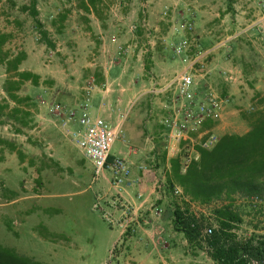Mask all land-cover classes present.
Listing matches in <instances>:
<instances>
[{
  "label": "rangeland",
  "instance_id": "374dc122",
  "mask_svg": "<svg viewBox=\"0 0 264 264\" xmlns=\"http://www.w3.org/2000/svg\"><path fill=\"white\" fill-rule=\"evenodd\" d=\"M36 1L54 46L30 14L32 0H0V104L8 105L0 110V244L46 264H121L131 256L129 237L119 241L116 216L131 211L123 189L113 186L109 172L95 178L92 162L69 137L55 105L76 109L90 97V111L98 116L96 95L110 89L113 104L102 117L116 122L124 114L125 138L138 149L132 133L142 128L166 148L163 121L174 94L151 89L189 69L198 95L232 101L245 88L247 101L225 109L234 126L227 133L244 134L251 114L264 105V0ZM5 55L22 56L20 70L39 76L37 84L24 81L15 91L23 99L17 103L6 91L15 72L7 71ZM231 75L239 76L235 84L227 79ZM122 142H116L114 154L124 148ZM145 152L149 158L142 161L151 165L152 151ZM166 175L162 186L171 209L188 210L202 227L201 240L184 250L187 260L169 257V264H215L206 231L218 227L214 211L227 201L191 202L167 188ZM235 209L241 220L232 223L231 237L264 239V201L240 197Z\"/></svg>",
  "mask_w": 264,
  "mask_h": 264
},
{
  "label": "trees",
  "instance_id": "16d2710c",
  "mask_svg": "<svg viewBox=\"0 0 264 264\" xmlns=\"http://www.w3.org/2000/svg\"><path fill=\"white\" fill-rule=\"evenodd\" d=\"M95 6V3H93ZM40 33L49 45V32L39 20L37 1L32 0L29 8ZM4 38L0 39V46ZM7 71L15 72L7 82L6 91L14 102L23 101L15 91L24 81L38 83L39 76L31 71H22L19 65L22 56L9 58L5 55ZM17 79V80H14ZM28 99V98H27ZM4 107L0 104V110ZM14 114L19 109L14 108ZM250 129L244 134L227 133L211 149H201L200 158L190 164L186 172L181 170L179 157L170 160V171L166 175V186L175 192L180 187L184 197L199 205H210L225 200L227 204L215 209L218 227L206 234L208 253L215 264H264V239L254 237L243 241L231 236L232 223L241 220L235 209L238 198H257L264 201V105L259 106L250 117ZM188 211V210H187ZM181 206L173 210V226L184 234L188 243L201 240L202 227L199 220ZM0 264H46L30 256L19 253L15 248L0 244Z\"/></svg>",
  "mask_w": 264,
  "mask_h": 264
},
{
  "label": "built area",
  "instance_id": "2783aa9c",
  "mask_svg": "<svg viewBox=\"0 0 264 264\" xmlns=\"http://www.w3.org/2000/svg\"><path fill=\"white\" fill-rule=\"evenodd\" d=\"M185 40L177 47V53L186 49ZM196 81L189 69H184L167 82L163 88H152L151 92H173L171 97L170 114L163 121L167 136L166 148L173 156L180 157L181 170L186 172L190 164L198 161L201 149H211L220 140V135L214 130L205 127L209 121L219 122L225 109L231 100L229 96H219L207 93L204 96L196 93ZM90 97L78 108L81 114H77L75 108L65 109L56 104L54 110L60 116L64 126L76 121L81 128L69 130L68 135L76 146L82 151L86 159L92 162L95 170V178L110 173V182L115 188L131 187L135 184L132 178V166L129 160L122 155L112 152L114 144L121 140L128 147L129 153H137L139 149L129 144L124 134L123 114L116 122L96 116L90 111ZM145 168V167H143ZM175 193L183 196L180 187H176ZM211 229L206 234L211 233Z\"/></svg>",
  "mask_w": 264,
  "mask_h": 264
},
{
  "label": "crops",
  "instance_id": "0c3cea01",
  "mask_svg": "<svg viewBox=\"0 0 264 264\" xmlns=\"http://www.w3.org/2000/svg\"><path fill=\"white\" fill-rule=\"evenodd\" d=\"M235 69L237 72L243 73V68L240 71H238V67ZM238 77L231 75L227 79L232 84H235L238 81ZM109 91L110 89H101V93L96 95V98H101L98 116L102 117V113L107 112L106 107L113 104L110 101L112 94ZM124 91L125 88L120 89V95H124ZM258 94L263 95L261 92H258ZM246 101L245 88L241 87L236 90V98L230 104L240 105ZM78 107L76 108L77 114L80 112ZM231 118L228 108L219 123L209 121L205 127L223 136L234 127L232 122H229ZM68 126L71 130H79L81 128L76 121L69 122ZM124 126L129 130V123L127 124L124 121ZM143 129L141 131L137 130L134 134L132 133V136L135 135V143L139 145L137 153H129L127 145L123 142L124 148L117 153V155L125 156L129 160L132 166V178L135 182L133 186L123 188L126 208L131 211L125 216H123V212H120L121 216L118 213L116 214L122 226L119 241L121 242L125 237H129L131 244V248L126 246V249H130L127 255L131 254V256L130 258H123L121 264H169V257L184 261L189 256L184 251L188 242L183 233L174 229L171 202L165 188L162 186V174H167L170 171V160L175 158V156L169 153L167 148L163 146V142L151 141L150 137L145 136V130ZM249 129L250 127L246 128L244 133L249 131ZM127 142L129 143L128 140ZM148 147L152 151L153 160L151 165L147 164L145 160L142 161V158H149L146 155L147 152H145ZM109 206L111 208V205Z\"/></svg>",
  "mask_w": 264,
  "mask_h": 264
}]
</instances>
